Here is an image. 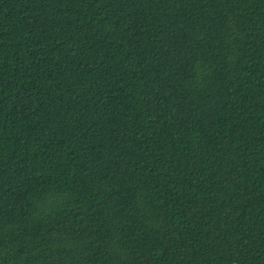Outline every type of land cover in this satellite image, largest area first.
Returning a JSON list of instances; mask_svg holds the SVG:
<instances>
[{"label":"trees","instance_id":"16d2710c","mask_svg":"<svg viewBox=\"0 0 264 264\" xmlns=\"http://www.w3.org/2000/svg\"><path fill=\"white\" fill-rule=\"evenodd\" d=\"M0 264H264V0H0Z\"/></svg>","mask_w":264,"mask_h":264}]
</instances>
